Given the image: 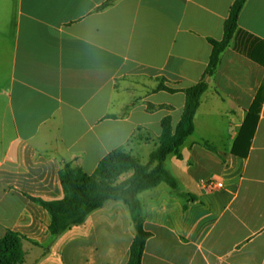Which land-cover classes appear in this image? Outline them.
<instances>
[{
    "label": "crops",
    "instance_id": "1",
    "mask_svg": "<svg viewBox=\"0 0 264 264\" xmlns=\"http://www.w3.org/2000/svg\"><path fill=\"white\" fill-rule=\"evenodd\" d=\"M105 1L0 0V237L12 230L26 238L19 264H126L134 229L122 201L55 238L41 201L64 196L67 164L91 174L118 146L147 162L162 117L175 124L185 98L155 90L158 79L184 88L201 78L208 38L222 37L233 2L99 8ZM164 166L177 186L161 182L137 195L150 232L141 264H264V0L245 1L194 130ZM208 180L223 187L206 188Z\"/></svg>",
    "mask_w": 264,
    "mask_h": 264
},
{
    "label": "trees",
    "instance_id": "2",
    "mask_svg": "<svg viewBox=\"0 0 264 264\" xmlns=\"http://www.w3.org/2000/svg\"><path fill=\"white\" fill-rule=\"evenodd\" d=\"M112 0H106L99 8L108 5ZM246 0H233L228 15L223 24V35L220 39L208 38L211 51L207 65L201 78L184 88H172L159 78L155 90L163 89L169 92L182 90L184 104L179 120L173 124L170 115L161 119V133L157 146L149 153L147 162L132 154L124 146H118L103 156L94 171L87 174L80 167L67 164L59 174L64 196L61 199L41 201L50 215L49 231L52 238L84 221L89 212L106 202L120 200L128 208L134 237L130 245L126 264H141L146 239L150 232L143 227L142 206L138 193L166 182L171 188L177 186L164 166V160L169 154H179L184 140L194 130V114L200 102L202 93L208 87V78L214 73L222 51L230 45L238 27V17ZM243 53H248V45L241 40ZM237 46V45H236ZM235 47V45H234ZM249 54V53H248ZM263 90V87H262ZM261 92L253 101L252 106L259 105ZM248 117V118H247ZM246 121L249 116H246ZM256 120L250 124V132ZM249 124L242 125V129ZM21 233L8 230L0 237V264H19L24 260L23 240Z\"/></svg>",
    "mask_w": 264,
    "mask_h": 264
},
{
    "label": "built area",
    "instance_id": "3",
    "mask_svg": "<svg viewBox=\"0 0 264 264\" xmlns=\"http://www.w3.org/2000/svg\"><path fill=\"white\" fill-rule=\"evenodd\" d=\"M223 187V183L220 181H212V180H208L206 183V188H209L211 190H215V189H220Z\"/></svg>",
    "mask_w": 264,
    "mask_h": 264
}]
</instances>
